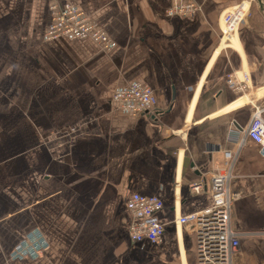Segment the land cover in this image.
Here are the masks:
<instances>
[{"label": "crops", "instance_id": "1", "mask_svg": "<svg viewBox=\"0 0 264 264\" xmlns=\"http://www.w3.org/2000/svg\"><path fill=\"white\" fill-rule=\"evenodd\" d=\"M50 1L0 0V264H196L195 230L178 218L211 205L190 185L228 159L234 262L264 264V154L244 135L255 111L264 117L257 1L224 47L223 16L244 0H188L190 18L167 14L173 0H65L105 29L109 49L46 39ZM242 70L239 94L226 77ZM134 81L152 87L158 116L114 101ZM133 193L162 200L158 243L131 239ZM36 233L41 254L12 257Z\"/></svg>", "mask_w": 264, "mask_h": 264}, {"label": "built area", "instance_id": "2", "mask_svg": "<svg viewBox=\"0 0 264 264\" xmlns=\"http://www.w3.org/2000/svg\"><path fill=\"white\" fill-rule=\"evenodd\" d=\"M253 0H244L234 6L223 16L220 45L229 47L235 38L240 24L248 14ZM51 23L46 31V39L61 36L72 39H91L104 49L114 45L113 39L96 21L92 20L81 8L70 1L51 0ZM199 6L193 1L173 0L168 15L178 14L182 17H194ZM228 86L236 93H244L248 88L245 70L227 75ZM119 108L132 116L150 114L158 116V98L151 86L134 81L116 89L113 95ZM262 109L252 115L245 137L260 145L264 154V117ZM230 139L240 141L238 132L232 131ZM223 169L211 170L204 177L192 183L191 189L200 193L206 190L211 195V205L199 211L180 216L178 222L193 226L196 234V264H235L234 256L240 247L238 233L232 227V205L238 197L230 188L234 160H227ZM163 202L158 196L133 193L127 200L130 211V236L133 241L147 239L158 243L164 234V227L155 213L162 209ZM35 241L25 240L19 245L12 257H37L45 246L44 236L36 233Z\"/></svg>", "mask_w": 264, "mask_h": 264}, {"label": "water", "instance_id": "3", "mask_svg": "<svg viewBox=\"0 0 264 264\" xmlns=\"http://www.w3.org/2000/svg\"><path fill=\"white\" fill-rule=\"evenodd\" d=\"M256 1H257L258 5H259L260 12L264 16V1L263 0H256Z\"/></svg>", "mask_w": 264, "mask_h": 264}]
</instances>
